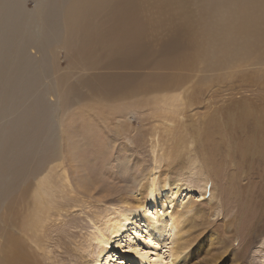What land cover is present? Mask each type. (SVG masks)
Wrapping results in <instances>:
<instances>
[{"label": "rangeland", "instance_id": "374dc122", "mask_svg": "<svg viewBox=\"0 0 264 264\" xmlns=\"http://www.w3.org/2000/svg\"><path fill=\"white\" fill-rule=\"evenodd\" d=\"M70 1L25 2L44 6L38 28L53 40L28 50L34 89L18 146L4 151L10 220L0 233L39 264H97L99 234L110 236L118 212L151 204L156 172L163 191L184 186L175 204L159 202L163 212L183 198L192 206L178 264H264V0H95L92 9L83 0L64 28ZM225 16L234 48L215 57L199 45L223 40L208 33ZM40 108L31 117L40 124L21 120ZM165 245L149 249L162 255Z\"/></svg>", "mask_w": 264, "mask_h": 264}, {"label": "bare ground", "instance_id": "6f19581e", "mask_svg": "<svg viewBox=\"0 0 264 264\" xmlns=\"http://www.w3.org/2000/svg\"><path fill=\"white\" fill-rule=\"evenodd\" d=\"M26 1L0 0V221H2L3 225H6L10 220L6 217L4 209L1 208L2 200L4 199V194L1 190L2 170L5 163L4 151L5 148L16 149L18 146L19 110L24 106L34 89V83L30 80V75H34L36 64L34 59L28 55V50L30 47L43 44L45 48L53 40L51 37L52 33L46 34L44 38V33L40 32L38 28L43 21L44 6L39 4L34 11H29L25 7ZM94 1H86L88 9H92ZM82 5L83 0H71L69 2L63 15L64 28L79 18L78 13ZM228 20L229 16H225L221 19V26L214 33H208V36L220 35L223 40L218 44L209 41L199 45L202 51L213 53L215 57H218L224 56L233 50L234 45L231 33L227 28ZM75 26L78 28V25ZM124 29L129 30L130 26L126 24ZM46 39L48 41L45 42ZM103 54H105L104 48ZM40 109L41 113L39 111L37 114H34L30 109L27 110L21 120L26 122L30 118L31 126L40 124L31 119L32 116L37 119L42 118L44 108ZM110 114L113 116V111ZM101 119H104L103 114ZM64 162L62 158L59 167L63 174L69 178V172L66 171ZM74 163L77 162L72 161V164ZM26 165L31 166L30 171L32 172L36 168V161L28 157ZM151 176L150 183L145 187L146 191L149 192L150 199L153 201L151 204H140L137 207L138 211H121L116 216L111 217L105 227V230H107V227L110 228V236L99 234L98 240L101 246L98 247L97 264H127V261H139V264H144L148 261V254L151 252H154L156 256L153 264H167V260L171 258L175 260V262L173 261L175 264L184 260L182 256L185 254V250L190 247L189 240L185 239L183 233L187 222L184 215L192 209V206L185 210L184 208L188 207V202H185V198H183L180 207L174 208L175 211L163 212L159 208V202L175 204L174 198L182 199L184 186L174 181L175 185L173 186L176 187L177 192H173V188L163 191L159 186L156 172L155 174L152 173ZM36 180L39 182V179L36 178ZM46 193L47 191H45L44 195ZM37 199L41 203L46 200L44 196H40ZM182 208L184 210H181ZM11 213H13V210H11ZM142 226H145V233L143 234L139 231ZM165 235L166 241L170 240V242L161 241V239L165 238ZM17 241L10 232L0 233V264H39V260L36 261L22 254ZM141 241L147 244L148 249L141 247ZM164 243L166 244L164 250L167 251L162 255L155 252L156 250L151 251L149 249L158 248ZM113 248L116 249V255L110 250ZM121 249L123 252H127V261L117 255Z\"/></svg>", "mask_w": 264, "mask_h": 264}]
</instances>
